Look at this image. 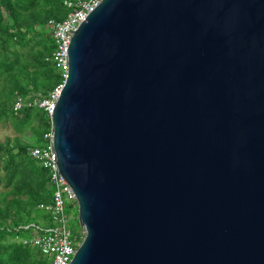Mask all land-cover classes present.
I'll list each match as a JSON object with an SVG mask.
<instances>
[{"label":"water","instance_id":"1","mask_svg":"<svg viewBox=\"0 0 264 264\" xmlns=\"http://www.w3.org/2000/svg\"><path fill=\"white\" fill-rule=\"evenodd\" d=\"M67 59L70 264H264V0H103Z\"/></svg>","mask_w":264,"mask_h":264},{"label":"trees","instance_id":"2","mask_svg":"<svg viewBox=\"0 0 264 264\" xmlns=\"http://www.w3.org/2000/svg\"><path fill=\"white\" fill-rule=\"evenodd\" d=\"M75 1L0 0V123H9L17 134L30 131L36 143L20 137L0 143V264H48L22 241L49 221L38 206L51 203L53 188L47 171L29 154L44 144L49 123L36 106L17 110L14 105L16 95L46 96L60 82L55 65L45 60L54 49L47 22L63 19ZM73 223L79 228L76 218Z\"/></svg>","mask_w":264,"mask_h":264},{"label":"built area","instance_id":"3","mask_svg":"<svg viewBox=\"0 0 264 264\" xmlns=\"http://www.w3.org/2000/svg\"><path fill=\"white\" fill-rule=\"evenodd\" d=\"M102 1L77 0L63 19L48 20L47 27L54 43L50 60L57 69L60 82L46 96H40L33 103H27V106L34 105L41 109L48 119L49 128L43 135L44 144L33 147L29 154L38 165L47 171L53 194L51 203L38 206L39 209L45 210L49 214L48 225L40 229L36 227L37 232L22 242L38 250L41 255L46 257L48 264H70L85 235V231L78 221V205L75 194L58 170L53 148L51 117L68 74L67 48L70 40L80 24ZM75 218L79 228L72 230L68 225L70 222H74Z\"/></svg>","mask_w":264,"mask_h":264},{"label":"rangeland","instance_id":"4","mask_svg":"<svg viewBox=\"0 0 264 264\" xmlns=\"http://www.w3.org/2000/svg\"><path fill=\"white\" fill-rule=\"evenodd\" d=\"M45 60L46 61H48V60L50 61V58H46ZM38 96H39V94H35V95H32V96H26L24 98V97H21L20 95H16V101H15L14 108L17 109V110H20V109L24 108L25 106H27V103L29 101L28 98L33 97V99H34V98H36ZM15 137H20L21 139H23L25 141H28V143H30V144H36L35 143V139H32V134L30 133V131H26V132H24L22 134H17L13 130L12 126L9 123H3V122L0 123V143H4L7 138L13 139ZM68 226L72 230H74L75 223L70 222Z\"/></svg>","mask_w":264,"mask_h":264},{"label":"bare ground","instance_id":"5","mask_svg":"<svg viewBox=\"0 0 264 264\" xmlns=\"http://www.w3.org/2000/svg\"><path fill=\"white\" fill-rule=\"evenodd\" d=\"M64 83H65V81H64ZM63 88V87H62Z\"/></svg>","mask_w":264,"mask_h":264}]
</instances>
